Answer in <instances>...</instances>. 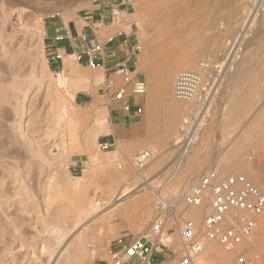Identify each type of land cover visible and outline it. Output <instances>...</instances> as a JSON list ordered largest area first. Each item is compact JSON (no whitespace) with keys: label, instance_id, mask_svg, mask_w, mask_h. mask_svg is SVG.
I'll return each instance as SVG.
<instances>
[{"label":"rangeland","instance_id":"rangeland-1","mask_svg":"<svg viewBox=\"0 0 264 264\" xmlns=\"http://www.w3.org/2000/svg\"><path fill=\"white\" fill-rule=\"evenodd\" d=\"M117 1L0 0V264L110 263L122 255L119 239L130 242L148 232L161 191L165 198L179 200L209 168L221 177L246 175L264 188V7L241 44L235 25L239 17L227 16L228 0L188 1L190 9L174 13L179 18L174 17L177 23L168 36L162 31L171 4L161 10L160 0H124L142 48L137 73L147 93L142 122L119 134L112 127L114 114L109 115L117 103L96 97L103 73L79 67L73 57V72L61 75L43 48L48 21L83 26L99 11H112ZM53 15L59 17L51 20ZM214 37L218 45L198 55L191 67H181ZM207 61L221 68L220 93L209 112L200 115L204 128L196 146L176 152L175 140L197 104L170 98L175 74L200 72ZM89 81L94 98L81 106L76 96L82 82ZM107 134H117V145L99 152L98 143ZM143 151L152 154L144 167L146 180L159 192L123 198L116 209L108 208L111 188L138 190L142 185L130 162ZM95 199L99 208L93 211L86 203ZM192 210L187 218L200 223L204 211L196 218ZM75 222L70 248L58 254L60 244L49 230L59 226L70 231ZM263 232L260 223L248 242L232 252L210 245L200 262L236 264L245 256L264 264ZM163 242L172 251L179 249L173 231Z\"/></svg>","mask_w":264,"mask_h":264},{"label":"built area","instance_id":"built-area-1","mask_svg":"<svg viewBox=\"0 0 264 264\" xmlns=\"http://www.w3.org/2000/svg\"><path fill=\"white\" fill-rule=\"evenodd\" d=\"M57 15L50 19L55 20ZM112 18L117 21L128 20L120 7L112 10ZM122 33H119L120 37ZM117 37L111 36L107 44H113ZM65 37L60 30H56L54 41L62 42ZM83 42L87 40L82 36ZM105 44L98 38L94 44L86 48L85 53L75 56L78 63H87L93 70H104L105 63L99 59L104 52ZM142 48L137 44L134 56L139 55ZM61 61L62 56L54 59ZM206 69V74H197L194 71L179 73L177 80V94L183 98H192L197 109L185 119V127L175 140L176 152H184L187 148L196 146L199 134L203 130L199 117L209 112L215 97L221 90V69L208 63L201 64ZM123 72L124 84L114 94V100L122 101L128 87L133 84L132 91L135 95L145 96L146 84L134 81L133 72L125 66L120 67ZM210 73L213 74L210 76ZM111 84H104L103 90L108 92ZM128 114L141 116L143 108L133 109L130 105L124 106ZM113 146L99 142L98 151H109ZM251 159L254 152H251ZM152 158L149 151L139 152L134 158V165L143 167ZM156 214L148 232L138 239L125 242L119 239L122 255L107 264H201L200 257L209 244H215L226 252L234 251L239 245L248 241L258 228L264 223V188H261L246 175H228L221 177L214 169L204 171L188 187L179 200H169L163 196L162 191L157 196ZM193 208H203L204 217L200 223L188 219V213ZM170 231L175 232L179 239V249L175 252L163 242V238ZM124 258H127L126 260ZM237 264H255L244 256L237 259ZM221 264V263H217Z\"/></svg>","mask_w":264,"mask_h":264},{"label":"crops","instance_id":"crops-1","mask_svg":"<svg viewBox=\"0 0 264 264\" xmlns=\"http://www.w3.org/2000/svg\"><path fill=\"white\" fill-rule=\"evenodd\" d=\"M117 7H120L123 13L128 17V20L120 22L115 21L112 18V11L102 10L88 20L86 25H78L76 22L66 24L65 22L59 21H48L45 27V36L43 40V48L45 56L50 60L51 67L59 74H65V71L73 72V66L71 59L79 54L85 53L86 48H89L91 44H94L96 39L105 44L104 52L99 59H103L105 63L104 70H98L103 73L104 80L101 85V89L96 91V97L110 99L112 98L114 108L110 112L114 114L112 119V127L116 133L120 134V131L128 126L142 122L141 117L144 114L146 107L145 101L142 99L143 96L135 95L132 91L133 84H131L125 95L124 100H114V94L124 84L123 72L120 67L125 66L134 75V81H142L138 76V64L139 55L134 56V49L138 44V40L134 34L133 24L131 23V8L129 4L124 0L117 1ZM116 7V8H117ZM59 29L61 34L65 37L62 42L56 43L54 38L56 36V30ZM122 33L119 37L118 34ZM82 36H86L87 40L83 42ZM111 36L117 37L113 44H107V39ZM57 55L62 56L61 61L54 60ZM69 59V60H67ZM76 60V59H75ZM78 63V62H77ZM79 67H88L87 63H78ZM89 68V67H88ZM143 82V81H142ZM90 83V84H89ZM110 83L111 89L108 92L103 90L104 84ZM91 82H82V86H85L86 90L80 91L77 96V103L86 105L94 98L91 93ZM101 94V95H100ZM130 105L133 109L143 108V114L141 116H135L134 114H128L124 111V106ZM122 110V112H121ZM119 111V112H118ZM117 134H107L102 137L101 142L111 144L112 146L117 145ZM125 260L127 258H124Z\"/></svg>","mask_w":264,"mask_h":264},{"label":"bare ground","instance_id":"bare-ground-1","mask_svg":"<svg viewBox=\"0 0 264 264\" xmlns=\"http://www.w3.org/2000/svg\"><path fill=\"white\" fill-rule=\"evenodd\" d=\"M179 2L178 4H179V6L178 7H180V5H183L182 7H180V8H178V7H176L175 5H177V4H175L176 2ZM188 1H190V0H181V2L179 1V0H160V3H161V5H160V8H161V10L162 9H164L166 6H168L169 4H171L170 6H172L173 7V10H171V12H169V13H166L165 15H166V21H165V27H164V29H163V31H162V33L163 34H165V35H167L168 36V31H170L171 30V28L173 27L172 25L175 23V21H176V23H177V20H175L174 21V17L176 16V15H174V13H178V15L180 16L181 14H179L180 12H184L185 10H183V9H186V8H188V9H190L189 8V2ZM192 1V0H191ZM229 1V2H228ZM227 2V13H228V15L227 16H234L235 17V19H236V17H239V20L237 21V23L235 24L234 22V24L236 25V28L238 29V31H236L237 33V35L238 36H240L239 37V40L242 42H239V43H241V44H244L245 43V37L247 36L246 34H248L249 32H250V30H251V28L255 25V22H256V17H257V14L260 12V10H262V8L264 7V0H228ZM208 2H210V0L208 1ZM181 3H183V4H181ZM189 3V4H188ZM225 6H226V4H225ZM183 8V9H182ZM226 8V7H225ZM168 9H169V7H168ZM170 9H171V7H170ZM187 9V10H188ZM210 9V8H209ZM186 12V11H185ZM206 12H207V10H206ZM208 12H209V10H208ZM62 15V14H61ZM174 15V16H173ZM185 17V16H184ZM176 18L178 19L179 17L178 16H176ZM228 18V17H227ZM230 19H231V17H229ZM226 20V19H225ZM228 20V19H227ZM232 20V19H231ZM230 20V21H231ZM219 21V20H218ZM217 21V22H218ZM68 22V21H67ZM181 22V21H180ZM222 22V21H221ZM232 22V21H231ZM175 23V24H176ZM215 23V22H214ZM232 23V24H233ZM77 24V23H76ZM172 24V25H171ZM223 24V23H222ZM231 25V24H230ZM229 25V26H230ZM215 26H216V23H215ZM232 26V25H231ZM213 27V25L211 26V28ZM233 27V26H232ZM235 27V26H234ZM234 27H233V29H234ZM215 28H217V27H215ZM227 28H231V27H227ZM206 29H208V30H212V29H209V26H208V28H206ZM221 29V28H220ZM232 29V28H231ZM218 30V29H217ZM216 31V30H215ZM221 31V30H220ZM234 31V30H233ZM161 33V34H162ZM162 34V36H165V35H163ZM216 34H217V32H216ZM237 37V36H236ZM165 38V37H164ZM170 38V37H169ZM168 40V39H167ZM170 40L172 41V39L170 38ZM219 41V40H218ZM236 41V40H235ZM237 42V41H236ZM244 42V43H243ZM217 43V39H215V37L213 38V39H206L203 43H202V45L198 48V50H197V53L196 54H194L193 56H191L188 60H186L185 62H183L182 63V65H181V67L183 66V67H186V68H189V67H191L193 64H195L196 62H197V58H198V55H200L201 53H203V52H205V51H207L211 46H213L214 44H216ZM241 44H239V45H241ZM217 45H218V43H217ZM241 47V46H240ZM214 48V47H213ZM236 58V57H235ZM67 60H69V59H67ZM205 63H208V64H210V66H212V67H215L216 66V63H214V62H211V61H207V62H205ZM218 65V64H217ZM182 67V68H183ZM218 67L220 68V66L218 65ZM221 69V68H220ZM206 69H202L200 72H197V74H199V75H202L203 77L205 76V74H206V72L208 71H205ZM183 71H185V70H181V71H179V72H177L176 74H175V77H174V80H173V83H172V89H171V99L172 100H175V101H184V102H186V103H188L189 105H192L193 103H194V101L195 100H193L192 98H183V97H180V96H178V94H177V80H178V77H179V73L180 72H183ZM187 71V70H186ZM220 78H221V75H220ZM90 84V83H89ZM92 84V83H91ZM89 86V85H88ZM89 87H91V86H89ZM82 90L84 91V90H86L85 88V86H82ZM89 89H91V88H89ZM81 91V90H80ZM82 92V91H81ZM195 105V104H194ZM187 106V105H186ZM193 106V105H192ZM181 107V106H180ZM175 108H177V107H175ZM178 108H179V106H178ZM191 108V107H190ZM180 109V108H179ZM188 109V108H187ZM196 109V107L194 108V110ZM173 110V109H172ZM171 111V110H170ZM180 111H181V109H180ZM179 111V112H180ZM190 111V110H189ZM172 112V111H171ZM193 112L194 111H190L188 114H193ZM175 114L177 113V112H174ZM204 115V114H203ZM203 115H201V117L203 116ZM200 118V117H199ZM104 120V119H103ZM200 121H201V118L199 119ZM104 122V121H103ZM102 129V128H101ZM97 130V129H96ZM100 130V129H99ZM98 131V130H97ZM93 137V135L91 134V135H89L88 137H87V139H88V142H89V140H91V138ZM174 143V142H173ZM130 164L132 165V167H134L135 169H137V175L142 179V181H143V183H142V185L141 186H139V187H137V188H139L138 190H136V188L135 189H127V188H125V189H120L119 187H117V186H114L113 188H111L112 190H110V192H111V197H110V200H109V203L107 204V206H109L108 208H110V209H113V208H117L118 207V204H119V201L120 200H122L123 198H131V197H133L134 195H139V194H141V193H144V194H146L148 191H151L152 190V192H155V193H157V192H159V191H156L155 189H154V186H153V182H150L149 180H146V177H145V174H144V167L145 166H143V167H137V166H135L134 165V160L133 161H131L130 162ZM147 164V163H146ZM146 168V167H145ZM147 170V169H146ZM209 170H211V168H209ZM208 171V170H207ZM206 172V171H205ZM113 181V180H112ZM136 190V191H135ZM137 195V196H138ZM156 195H158V194H156ZM123 202V201H122ZM121 204V203H120ZM86 206L87 207H89V208H92L93 209V211H95L97 208H99V202H98V200H92V201H88V203H86ZM85 206V207H86ZM122 206V205H121ZM89 209L88 208H85V211H88ZM204 211V213H205V210L203 209V208H193V210H192V212H191V215H193V217H196V218H198V217H200L201 216V212L202 211ZM119 216V215H118ZM79 223L78 222H75L73 225H72V230H70V231H65L63 228H61V227H59V226H55V227H53L52 229H50L49 230V234H50V237L52 236V238L53 239H55L57 242H58V245L60 244V247H61V249L59 250V253L58 254H60L62 251H65V250H67L68 248H70V246H69V244H70V242H71V240H72V234H73V232L75 231V229L77 228V225H78ZM260 228V225L258 226V228L257 229H259ZM256 229V230H257ZM263 238H264V232H263ZM248 242V241H247ZM210 245H213V244H209L208 246H207V248L210 246ZM240 246V245H239ZM241 249H243V248H241ZM246 250V249H245ZM67 252V251H66ZM213 254V253H212ZM58 257V256H57ZM245 257V256H244ZM201 258V257H200ZM199 258V259H200ZM228 259H229V257L228 256H225V262H228ZM237 262V261H236ZM201 263V262H200ZM237 264V263H236Z\"/></svg>","mask_w":264,"mask_h":264}]
</instances>
